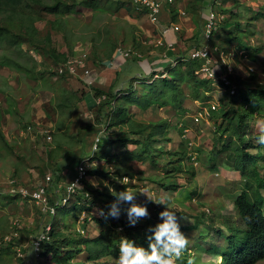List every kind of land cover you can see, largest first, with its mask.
<instances>
[{
  "label": "trees",
  "instance_id": "16d2710c",
  "mask_svg": "<svg viewBox=\"0 0 264 264\" xmlns=\"http://www.w3.org/2000/svg\"><path fill=\"white\" fill-rule=\"evenodd\" d=\"M77 2L78 0H72V2L70 0H53L52 2L45 0H0V43H7L9 46L14 47L16 56L20 55L19 58L28 59L22 55L23 44L26 43L32 55L29 58L31 61H37L36 55L39 54L41 57L51 58L55 64L63 63L77 51L74 50L75 43L69 47L70 49H59L54 45L53 33L56 30H61L67 36L68 32L63 28V18L69 14H74L73 8L77 5ZM81 2L93 10L91 21L119 12L124 8L129 11L140 10L132 0H82ZM206 2L208 5L216 1L202 0V4L197 10L198 12L204 10L205 6H207ZM167 7L172 12V21H179L180 11L178 7L173 4L167 5ZM142 10L146 12L145 9ZM220 10L225 14L227 13L224 8ZM232 10H230V13L234 14ZM259 13L261 14L260 11ZM49 15L54 17L51 16L52 18L49 19L47 17ZM39 21H45L46 25L50 26V29L44 34H42L40 27L37 25ZM236 23V31L229 29L228 33L230 34L222 41L218 28L214 34L213 42L217 38L215 43L230 51L233 45L227 47L225 44L231 45L236 39L239 45L241 44V48L238 50H244L241 58L245 61L249 60V57L254 60L256 52L261 50V46L254 48V46L245 42L237 33L242 31V24L239 20ZM222 29L226 30L224 26ZM201 30L200 23L199 32L196 31L193 35L196 43H199ZM94 32V35L90 38L92 46L88 53V60L92 61L93 59L92 62L96 66L107 59H111L119 48H130L134 53H140L141 56L138 54L129 56V58H133L134 62L143 61L145 59L143 57L147 56L151 51L150 46L141 39L138 33V26L134 23H129L127 27L121 26L116 30L104 24L95 29ZM161 48L165 52L164 54L162 53L163 57L165 55L166 60L167 58L172 60L170 62L166 61L164 67L160 68V70L154 69L148 74L139 72L138 76L133 74L132 78L122 86L121 82L123 80L120 79L119 74L117 76L118 84L111 85L106 90L94 88L96 89L95 98L102 95H105V97L96 103L98 107L97 122H88L86 131H91L95 125L103 124L105 130L99 131L97 129L101 136L97 141L96 148H99V143H104L112 144V148L115 150L111 156H108L106 153L109 147H104L101 155L102 157L106 155L105 161L123 162L126 167L132 166L129 162L136 161L137 164L143 165L146 163L156 169L159 168L164 175L157 179L154 177L151 179L161 184L163 183L167 189H177L178 183L176 179L178 174L185 175L187 181H191L196 177L195 168L199 165L201 154H204L211 161L208 166L209 169H217L215 173H221V165L239 171L243 180L241 184L243 185L244 182V187L234 199L236 218L234 216L233 218L238 219L241 225H238V223L232 224V221H234L232 218L224 217V223L228 222V224H231L229 228L233 232L228 237L227 249L220 252L219 249H215L217 246H210L206 250L222 256L221 263L223 264H255L259 260L264 259V195L262 193V190H264V144L257 143L260 132H254L252 122L257 117L264 118V81H254V79L259 74L263 77L264 71L259 70L257 67V71L250 73L252 74L250 83L253 84L244 83L239 75L229 74L237 86L236 92L231 93L229 88H227L222 90L220 96H217L219 90L212 80L201 77L196 71L202 64L201 59H191L180 49L175 52L170 48L165 49L164 46ZM3 55L5 57L9 56L6 53ZM150 55H152V51ZM153 57L155 59L159 58L157 55ZM3 62L10 63L11 66L8 68H15L14 70L16 71L23 70L25 75H31L35 79H38L37 74L46 73L45 69L37 70V67L32 70V68L26 67L16 58H0V65L7 67ZM174 62L176 63L173 64ZM33 63L37 64L36 62ZM24 69H31L32 72L27 71L29 72L27 73ZM48 72L52 77L58 75L56 70H49ZM64 75L59 74L58 76L63 77ZM137 86L141 87L137 88ZM117 87H119L118 90ZM187 99L198 100L202 107H209L210 114L207 118L208 121L205 123L212 124V135L210 136L212 144L211 149L208 151L199 147L194 137L188 136L189 126H186L184 122L177 124V128L181 140L185 142L187 149L184 147L185 150L171 151L162 148V144L159 143L165 144L172 140L168 136V122L165 120L157 122L138 120L132 110L133 106L142 111L149 109L151 106L161 109L171 107L179 111L177 115H184L188 113V108L185 106ZM212 104H215L214 108ZM15 110H18V106ZM161 140L163 142H160ZM124 148L126 150L120 154L119 152ZM251 149L256 150V152L251 151ZM194 154L198 163L193 160ZM186 158L189 159L193 166L184 165ZM63 169L60 167L56 170L55 175H52V184L49 186V202L56 208L54 213L43 211L32 199L31 195L25 196L20 191L12 192L10 188L0 191V198L2 199L0 208L10 203H15L14 201H19L18 198H22L28 200V202H33L45 215V221L43 218V220L39 221V229L44 223H51L50 240L42 243L41 264H111L109 260H103V258H109L111 255L119 256L118 245L124 236L135 240L138 245H142L145 248L148 247V237L154 234L150 228L154 227L149 225L146 226L147 228L140 225L129 227V222L126 219L120 217L116 219L109 216L108 220L105 221L98 215L99 209H103L105 214H107L110 211L111 204L114 202L117 205L125 203L118 201L113 192H101L100 188H96L97 186L91 191L89 187L91 184L88 185L86 179L85 188L79 189L77 193H71V196H68L66 186L60 192L57 186L62 181L67 182V176ZM140 172L144 173L145 170L142 169ZM127 173L117 168L115 171L113 168L110 171L105 169L100 171L87 167L88 176L90 174H101L103 176L109 175V178H112L106 184L105 189L116 185L118 190L123 191L127 188L128 183L126 185L118 183L116 178L121 181V178L127 176ZM75 174L76 169L73 175ZM15 182L16 185H23L18 183L17 180ZM116 182L118 184H115ZM33 186L35 187V185ZM53 189L55 191L52 192L54 194L52 196L51 190ZM86 190L89 191L90 195L85 194ZM66 196L69 199L63 204L61 200ZM96 204L99 207H95L94 205ZM60 208L64 210L70 209L73 213V218L67 220L65 211L59 216ZM163 210H165L163 207H159L157 215ZM206 212V209L205 211L203 210V213ZM48 217L51 219L47 220ZM203 217L201 221L208 219L209 213L203 215ZM12 221L10 229L2 235L0 244V256L2 257L7 253L16 252L14 241L22 242L21 233L14 240L9 242L4 240V236L13 230ZM93 222L97 223L99 231L97 235L91 236L89 229ZM21 230L22 228H20V232ZM28 232H30V228H28ZM28 249L29 246L25 248V251ZM17 257L20 264H27L25 263L27 256ZM76 257H78L77 260H75ZM187 260L189 259L186 258Z\"/></svg>",
  "mask_w": 264,
  "mask_h": 264
},
{
  "label": "rangeland",
  "instance_id": "374dc122",
  "mask_svg": "<svg viewBox=\"0 0 264 264\" xmlns=\"http://www.w3.org/2000/svg\"><path fill=\"white\" fill-rule=\"evenodd\" d=\"M45 1L52 2L53 0ZM81 1L82 0H78L77 5L73 8L74 14H69L65 18H63V28L68 32L67 36L61 30H56L53 33L54 45L57 46L59 49H70L69 47L75 43V51L78 50L81 46L86 47L87 50L90 51V48L92 46L90 38L94 35V30L98 27L107 24L109 27L116 30L119 29L121 26L127 27L129 23H134L138 26V33L140 34L141 39L146 42L148 46H150V50L152 51V55H150V51L147 56L143 57L145 59L141 62H134L133 58H131L129 65L127 66H130V68L132 69V74H135L134 76H138L139 72L142 74H148L154 69L160 70V68L164 67L166 61L170 62L172 60L170 58H167L166 60L165 55L163 57V54L165 53L164 49L161 48L163 45H156L158 39L164 37L162 34L163 29L167 26H170L173 22L172 12L167 6L164 8L158 23H153L148 13L144 12V10L142 9H140L141 11L139 9H137L138 11H129L127 8H124L119 12H114L110 15H105L102 18H96V20L93 19L91 21L92 14L94 12L91 8L86 7V5L83 4ZM215 1L216 9L220 10L221 8H224L227 10L226 19L219 25V36H221V41L230 34L228 33L229 29L234 32L236 31V21L239 20V22L242 24V27L245 28V31L242 28V31L237 33L244 39L245 42H247L251 46H254V48H258L261 46V50L256 52L255 59L252 60L249 57V60H247V62L253 63L254 65H256V67H258L259 70L264 71V0ZM70 2H72V0H70ZM201 2L202 0H176V2L173 4L174 6L178 7V9H183L187 12L185 15L178 17L179 21H177V23L180 26V30L176 31V33L179 42H176L175 40L168 41L176 43L174 48L175 52L179 51L180 49L187 54L188 51L192 48V46L196 44L194 40H191V36H193L196 31L199 32L200 23L202 28L201 31H203L206 16L210 10V3L207 5L206 2L207 6H205L204 10L198 12L197 10L199 9L200 4H202ZM230 10H232L234 14H231ZM259 11L261 12V14L259 13ZM51 16L52 15H49L47 17L49 19L54 17ZM46 24L47 23L45 21H39L37 24L40 27L42 34H44L45 32H47V30L50 29V26ZM223 26L226 28V30L222 29ZM199 36L200 41H203V32H201ZM192 39L194 38L192 37ZM225 45L227 47H231L233 45L231 47L232 50L230 51H232V60L233 62H235L234 66L235 68H237L236 75L241 76L240 78H242V81L244 83H250L252 81V74L248 72L244 63L245 61L240 58L237 55L236 50H234L240 49L241 44L239 45V42L235 39L231 45ZM166 48L167 45L165 49ZM15 52L16 51L14 47L9 46V44L7 43H0V58H16V60L20 61L26 67L32 68V70L35 67H37V70L45 69L46 73L37 74L38 79H35L31 75H25L23 73V70L16 71L14 70L15 68H8L11 66L8 62H3L4 65H7V67H3V65H0V99H2L0 107L5 108V110L11 107L13 113V116H9L8 112H5L8 118L7 126L5 128L13 130L18 126V120H20V124L25 126L28 131H31L33 135H37L36 143L31 145L34 148L37 145L35 151L27 150V152L22 153V155H20V157L16 159H14V155H11L14 154V149L12 150L13 152H9V156L5 154L3 156H0V188H4L5 186H7L8 183H10L11 180L14 178L20 184L27 185L29 187H34L33 185L44 180L47 174H55L54 172L56 171V169L54 167L57 165V163H61V165L64 164V166H68V170L65 173L67 175L66 180L70 181L68 179L72 174L71 169L76 167V160H82L86 158L89 166L92 163H95L97 165L95 169H98L100 171H104V169L106 171H110L111 168H113V170L115 171L117 168L123 172H128L127 176L130 177V181H128L129 183L127 184V188L131 189L134 193L137 194L135 201L136 203L146 204L145 201L147 199V196L145 194H140L142 191L153 199V196H155L156 200H166L167 195H165V193L159 194V192L157 191L158 186L152 187L151 185L153 184V182L150 181L152 177H154L155 179L162 177L164 175L162 170H160L159 168L156 169L151 165L146 164V170L149 173L145 175L140 172L142 164H137L136 161L130 167H126L125 163L123 162L115 163L113 161H105L106 155H104L105 157H102L101 155V152L103 151L104 147H109L106 153L108 156H111L115 152V150L112 148V144L99 143V148H96L98 142L95 140H98L97 137L101 136V134H99V131L105 130V126L103 124L97 126L95 125L94 128H97L99 131H94V129L89 133H87L86 131V126L88 125V122H97L96 117L98 114V107L95 102L96 89L94 88L96 87L106 90L110 83L113 81H110L111 77L108 81L104 83L96 82L93 86L86 85L84 82H82L83 80H72L71 78H68L72 76H65L64 78H61L62 82L60 83L58 79L57 81H53V77L48 72L49 70L54 71L58 67V64H55L51 58L41 57L39 54H37V61H31V59L29 58H31L32 55L28 50V45L26 43L23 44L22 55L26 56L28 59L19 58L20 55H18L17 57ZM146 52L148 51L146 50ZM4 53L8 54L9 56L5 57L3 55ZM76 53H78V51H76L74 54ZM155 55H157V57L159 58L155 59L153 57ZM92 61L89 60V66L95 69L96 67L94 65V62ZM33 62H36L37 64ZM24 70L26 72H32L31 69ZM106 72H103V74H109V69L108 72ZM132 74L126 71H122L121 79H124V84H126V82L132 78ZM111 75H113V71ZM17 78L19 79V81L17 80ZM9 79L10 81L14 79L12 84L9 82ZM263 79L264 76L262 77L259 74V76L257 75L254 81L263 82ZM115 84H118V82H115ZM63 86L67 90L71 88L75 89L69 90L72 94L65 98L64 103H73L70 104L71 106H68L66 109H63V106H58L61 100V96L64 97V95L60 93L64 91V89L61 88ZM140 87L141 86H137V88ZM1 89L4 90V92H7V94H12L11 98H8V102L5 101V94H3ZM35 90L36 93L34 92ZM221 92L222 91H218L217 96H220ZM20 96H22L23 98L22 105L20 107L21 110H18V112H16L15 108L18 104L17 101L14 100V98ZM29 97L32 98V101L33 98L36 97V100L34 101L37 102L36 116H34L38 120L36 121V123H34L33 120V109L31 106H29V103L26 100H29ZM50 99L51 103H49ZM185 102V106L186 108H188V113H185L184 115H177L179 111H176V109H173L171 107H169L168 109H161L156 106H151L149 109L142 111L139 110L136 106H133L132 110L136 114V118L138 120L150 122L165 120L168 122V136H170L172 140L170 142H166L165 144L159 143L162 144V148L171 151H181L183 149L185 150V148L187 149L185 142L181 140V136L177 128V124L184 122L186 123V126H189V129L187 131L188 136L194 137V140L199 144V147L203 148V150L205 151H208L211 149L212 144L210 138V136L212 135V124L205 123L203 122L204 120H202V122L198 124L194 123L192 116L196 110L200 109L199 103L197 102V100L193 99H187ZM30 103L32 104V102ZM49 107H51L50 111H48ZM47 114L49 116L54 114L59 120V122H55L52 141H48L46 137L41 133V131H43L44 129H50V126L47 125L46 122L53 123L51 119L47 118ZM67 121L69 128L64 125L67 123ZM263 121L264 118L262 117H257L254 119V121L252 122L254 132L261 133V130L264 129ZM28 125H32V127H27ZM0 131H2L1 128ZM160 142L163 141L161 140ZM18 143L19 139L17 138H14L8 142L7 140L1 139L0 152L4 153L2 150V147L4 145L14 146ZM29 143L32 144V142L30 141ZM24 144H27V142H23V144L20 145L24 146ZM125 150L126 149L124 148L119 153L122 154ZM251 151L256 152V150L254 149H251ZM83 155L86 157H82ZM68 157H70V159ZM80 157H82V159ZM14 160H18L17 164L14 163ZM210 163L211 161L207 159L204 154H201L199 165L196 168L194 167L197 172L196 177L191 181H187V177L185 175L183 177L181 176L183 181V184L179 187V191L181 192L178 193L177 190V193H171V195H173L175 199H180L182 197L186 201H189L192 198H196V203H194L193 201L195 209L190 208L188 206V203L186 204V208L184 207L185 204L179 205V201H173L176 202L178 206L176 208V205H172V210L180 211V213L177 212L178 222L180 223L181 229L188 239V247L184 251L183 256L191 258L186 261V263H184L182 259L178 260L177 262L179 264H189V262H191V264H223L221 263V256L217 255L215 252L210 253L208 255L207 252L209 250H206V247L211 245L213 247L217 246L215 247V249H219L220 252H223L225 249H227L228 237L233 233L229 228V225L231 224H228V222L224 223L225 220L223 218H220V210L223 211V213L231 214V216L227 217H230L234 220L232 221V224L238 223V225H241L238 219L233 218V216H235L236 218V209L233 203V194H235L233 193V191L235 190V188H231L230 190L232 192L222 197V200L224 201V206H221V209L216 207L215 201L217 199L215 197L217 196L213 192V189L217 187L218 184L225 182L228 183L226 178H235L236 175L232 172L234 169L221 165L220 167L223 168L224 172L225 170L229 171H226V175L224 172L220 173L219 175H215V171L217 169H209L208 166L210 165ZM184 165L193 166L187 158ZM17 166L18 168H16ZM14 168H16V171ZM156 170H159L160 173H156ZM109 177V175L103 176L101 174H90V176L87 178H89V182L91 184L89 186L91 188V191L94 189L95 186H97L96 188H100L101 192L108 191L111 193H118L120 190L116 188V185L112 186L109 189H105L106 184H108V182H110L112 179ZM116 180H118V183H121L122 181H120L118 178H116ZM168 180L170 179L168 178ZM176 181L178 180L176 179ZM117 182L115 184H118ZM240 184H235L236 187H240L238 191H241L244 187V182L242 186ZM61 185L63 186L59 187L60 192L66 186L65 181H62ZM146 189H148L149 191H147ZM201 192H204V195L200 194ZM262 193L264 195V190H262ZM213 198H215V201L212 200ZM18 199L19 201H14L15 203H10L9 205H5L0 208V244L2 235L10 229L11 221L13 219H20L23 226L20 232L22 238H20L22 241L20 243H22L25 248H27L28 246H30V240L40 230L38 227L39 221L43 219L45 221L46 218H44L45 215L33 202H28V200H24L22 198ZM1 200L2 199L0 198V202ZM199 201H201L202 204H197L199 203ZM153 204L156 203H152L150 205L147 204L150 213L149 216L140 219L136 225L146 227L147 225L154 226L157 224V220L155 219L158 218V215L157 210L155 209L156 206L154 207ZM94 206L99 207V205L97 204ZM130 206L131 204L129 202H125L121 205H118V208L120 209V218L126 219L128 221L127 209ZM161 207L164 206L162 205ZM204 207H208L210 209V218L201 221L204 218L203 215L208 214L207 212L203 213ZM64 211L67 220L73 218V213L70 209L64 210L60 208L58 215L60 216ZM193 212H200L201 214L203 213V215H194ZM179 217H182V219H179ZM212 218H217L219 220L210 221V219ZM50 219V217L47 218V220ZM162 219L163 218H161L160 220ZM160 220L158 219V221ZM197 221L199 229L192 231L191 229ZM28 228H30V232H28ZM71 229L73 230V228ZM150 230H152L154 233L155 227L150 228ZM98 231L99 230L97 223L93 222V225L89 229L90 235H97ZM235 232L237 231L235 230ZM189 248L192 250L193 254L188 252ZM26 251L29 252V249ZM17 256L18 255L16 252H13L12 254L7 253L3 257L0 256V264H20L19 258ZM77 259L78 257L75 258V260ZM103 260H109L111 264H117L118 257L115 255H111L109 256V258H103ZM255 264H264V259L259 260Z\"/></svg>",
  "mask_w": 264,
  "mask_h": 264
},
{
  "label": "built area",
  "instance_id": "2783aa9c",
  "mask_svg": "<svg viewBox=\"0 0 264 264\" xmlns=\"http://www.w3.org/2000/svg\"><path fill=\"white\" fill-rule=\"evenodd\" d=\"M133 3L138 6L140 9H145L148 13L151 21L153 23H158L159 18L167 4H174L176 0H132ZM180 17L186 14V11L179 9ZM225 13L216 10L214 7H211L206 21L204 23V41L200 45L192 47L187 54L191 59H201L202 64L196 70L201 77L210 78L212 82L217 86L219 91L226 90L229 88L231 93L236 92V84L230 78L229 74H235V62L232 60V51H226L218 43L213 42L214 34L219 26V23L225 18ZM180 30V26L177 22H172L170 26H167L163 29L162 34L164 37L158 39L157 46H165L167 48L174 49L175 44L169 34ZM177 42V41H176ZM124 57H129L134 54L130 48H119L118 49ZM244 53V50H239L237 55L241 58V55ZM136 54L140 55V53ZM87 55L88 52L85 49H81L78 54L70 56L64 63L59 65L58 72L66 73L69 75H89L92 73V69L87 65ZM174 62L173 64H175ZM246 68L249 73L257 71V67L251 63L245 62ZM264 76V73L262 74ZM158 76V75H156ZM223 82V83H222ZM200 104V103H199ZM212 107H215V104H212ZM210 114L208 106H201L200 109L196 111L193 115V118L196 122L201 120H208ZM48 132V130H44ZM47 138L51 139L52 135L48 132ZM193 160L195 163H198L196 160V155H193ZM87 167L88 162L86 159L80 160L76 166V174L71 178L66 185L68 196H71V193H77L79 189H83L86 186L85 179H87ZM218 174V172H216ZM127 177V176H125ZM123 177V178H125ZM129 180V178L127 177ZM16 180L12 179L8 183L6 188H10L12 192L20 191L23 195H31L32 199L42 208L43 211L47 213H54L56 211L55 206H53L50 200L49 186L52 182V174H47L43 181L38 182L35 187H27L25 185H16ZM5 188L1 187L0 191H3ZM86 195H90L89 191H85ZM63 197L62 203L64 204L69 197ZM13 230L7 233L4 236L5 242L14 240L15 237L20 236V228H22V222L20 219H13L12 221ZM52 225L47 222L44 223L41 229L35 234V236L30 240L29 252L25 251V246L20 242H15L14 248L17 252V255L20 257L27 256V264H41V250L42 243L44 241L50 240Z\"/></svg>",
  "mask_w": 264,
  "mask_h": 264
},
{
  "label": "crops",
  "instance_id": "0c3cea01",
  "mask_svg": "<svg viewBox=\"0 0 264 264\" xmlns=\"http://www.w3.org/2000/svg\"><path fill=\"white\" fill-rule=\"evenodd\" d=\"M167 5H170V4H167ZM166 5V6H167ZM201 32H203V31H201ZM200 32V33H201ZM174 35V36H173ZM175 36H177V33L176 32H173L172 34H169V38H171L172 40H175V41H177V42H179L178 40V36L177 37H175ZM191 37H193V36H191ZM195 39V38H194ZM194 39H192V40H194ZM190 41V40H189ZM195 42H196V40H195ZM199 42H200V40H199ZM84 47V46H83ZM84 49H87L86 47L84 48ZM37 56V59H38V55H36ZM132 58V57H131ZM131 58H126V57H124L122 54H121V52L118 50L114 55H113V57L111 58V59H107V60H105V61H103V62H101L98 66H96L95 64V69H93L92 68V73H90L89 75H79V76H72V77H68L69 79L71 78L72 80H83L82 82H84L86 85H88V86H93L96 82H102V83H104V82H106V81H108L109 80V78H110V81H112L111 83H110V85L109 86H111V85H114L115 84V82H119L118 80H117V76L120 74V79H121V73H122V71H126V72H128V73H131L132 74V69L130 68V66H127V65H129V63H130V61H131ZM108 69H109V74H107V75H104L103 74V72H108ZM112 71H113V75H111V73H112ZM106 72V73H107ZM101 73H102V75H101ZM138 73V72H137ZM59 75V74H58ZM58 75L57 76H54L53 78H52V80L53 81H57V79H58V81L61 83L62 81H61V78H64L65 76H71V75H64L63 77H58ZM131 76H133V74L131 75ZM73 77H75V78H73ZM17 80L19 81V79L17 78ZM123 80V81H122ZM122 82H121V86L122 85H124V79L122 78ZM8 81V80H7ZM13 81H14V79L13 80H11L10 81V79H9V82L12 84L13 83ZM108 86V87H109ZM120 86V87H121ZM61 88H63L64 89V91L63 92H60L62 95H64V97H62L61 96V100H60V102H59V104H58V106H63L62 108L63 109H66L68 106H71L70 104H73V103H70V104H68V103H64V101H65V98L67 97V96H69L70 94H72V93H70V91L69 90H75L74 88H71V89H66L64 86L63 87H61ZM79 88V87H78ZM96 88V87H95ZM118 88L119 87H117V90H118ZM2 90V89H1ZM2 92H3V94H5V101L6 102H8V98L10 97L11 98V96H12V94L10 93V94H7V92H4V90H2ZM35 93H36V90L34 91ZM14 100H16L17 101V106H18V110L20 111L21 110V105H22V100H23V98H22V96H20V97H16V98H14ZM27 100V102L29 103V106H31L32 107V109H33V111H32V115H33V120H34V123H36V121H38L34 116H36V111H37V102H34L35 100H36V97L35 98H33V101H32V98L31 97H29V100L28 99H26ZM1 101H2V99H0V103H1ZM30 102H32V104L30 103ZM95 102H97V99H96V101ZM49 103H51V99L49 100ZM50 109H51V107H49L48 108V111H50ZM18 110L16 111V112H18ZM52 111H53V109H52ZM64 111V110H63ZM5 112H8V114H9V116H13V113H12V109H11V107L10 108H8L7 110H5V108H1L0 107V128L2 129V131H0V140L1 139H3V140H7V142L8 141H11L12 139H14V138H17V139H19V143L18 144H16V145H14V146H12V145H4L3 147H2V150H3V152L4 153H1L0 152V156H3L4 154L5 155H7V156H9V152H11L13 149H14V154H11V155H14V159H16V158H19L20 157V155H22V153H25V152H27V150L28 151H35L36 150V147H37V145H36V147L34 148V147H32L31 145H33V144H35L36 143V137H37V135H33L32 134V132L31 131H28L27 130V128L25 127V126H23L22 124H20L21 122H19L20 120H18V126L16 127V128H14L13 130H10V129H6L5 127L7 126V116H6V114H5ZM47 116V118L48 119H51V121L53 122V123H51V122H46L47 123V125H49L50 126V131H51V133H52V131H53V133H52V136H53V134H54V125H55V122L57 123V122H59V120L57 119V116H55L54 114L53 115H46ZM90 121H95V120H90ZM67 124V125H66ZM66 124H64L67 128H69V126H68V121H67V123ZM28 127V126H27ZM94 129V131L96 130L97 131V128H93ZM92 129V130H93ZM91 130V131H92ZM91 131H89V132H91ZM89 132H87V133H89ZM69 135V134H68ZM100 137V136H99ZM98 138V137H97ZM31 139V140H30ZM53 139V138H52ZM52 139L51 140H48V141H52ZM29 141L30 142H32V144H30L29 143ZM95 141H97V140H95ZM23 142H27V144H24V146H21L20 144H23ZM31 146V147H30ZM25 147H26V150H25ZM27 148H29V149H27ZM13 152V151H12ZM75 154V153H74ZM82 157H86V156H82ZM82 157H80L81 159H82ZM69 159H70V157H68ZM88 158V157H87ZM18 161V160H17ZM17 161L16 160H14V163L15 164H17ZM80 162V159L79 160H76V162H75V164H76V166H77V164ZM135 161H131V162H129V164L130 165H133V163H134ZM75 164H74V166H75ZM145 165V166H144ZM62 166V168H64L63 169V172L65 173V172H67V170H68V166H64V164L63 165H61V163H57V165L54 167L56 170L58 169V168H60ZM88 166H89V164H88ZM141 170L143 169V170H145V172L143 173V174H145V175H147L149 172L146 170V163H144L143 165H141ZM16 168H18V166L16 167ZM16 168H14L15 169V171H16ZM76 168V167H75ZM75 168H72L71 169V172H72V174L70 175V178L68 179V180H71V178L73 177V173H75ZM90 168V167H89ZM221 168V167H220ZM152 171V170H151ZM157 172L156 173H160V171L159 170H156ZM229 171V170H225V172L223 171V168H221V173H225V175H226V173ZM56 172V171H55ZM54 172V173H55ZM236 176H235V178L233 179V178H226V180L228 181V183H220V184H218V186L217 187H215L214 189H213V192H214V194L217 196V197H215L217 200V202L215 201V198H213L212 200H214L215 201V203H216V207H218L219 209H221V206H224V201L222 200V197H224L225 195H227L228 193H230V192H232L230 189L231 188H235V190L233 191V193H235V194H233V200L236 198V196L240 193V191H238L239 189H240V187H236L235 186V184H240L241 183V181H242V179H241V176H240V173H239V171H236V170H233L232 171ZM66 174V173H65ZM55 175V174H54ZM67 176V175H66ZM69 176V175H68ZM182 175L181 174H178V177H177V183H178V187H177V189H167L166 188V186H164L163 185V183L161 184V183H159V182H156V181H153L152 179L150 180L151 182H153V184L151 185L152 187H154V186H158V192H159V194L161 193V194H163V193H165V195H167L166 196V200H165V202H167V203H170L171 204V206L172 205H176L175 207L177 208V206H178V204L180 205V204H185L184 205V207H186L187 208V203L189 204L188 206L190 207V208H192V209H195V207H194V204H193V201H194V203H196V200H194V198H192V199H190L189 201H186L185 199H183L182 197L180 198V199H175L174 198V196L173 195H171V193L172 194H174V193H177V190H178V193L179 192H181V191H179V187L183 184V181H182V177H181ZM176 178V177H175ZM233 179V180H232ZM93 181V180H92ZM234 181V182H233ZM69 181H65V184L66 183H68ZM87 183H88V185H90V182H89V178L87 179V181H86ZM94 183V182H93ZM34 185H36V184H34ZM241 186H242V184H240ZM62 185L61 184H59L57 187H61ZM147 191H149L148 189H146ZM53 191H55L54 189L53 190H51V194H52V192ZM57 191V190H56ZM238 191V192H237ZM200 194H203L204 195V192H201ZM54 194H52V196H53ZM206 195V194H205ZM201 196V195H200ZM154 197V199L156 200V197L155 196H153ZM192 197H193V194H192ZM235 197V198H234ZM160 199V198H159ZM158 200V199H157ZM146 201H147V204L148 205H150V204H152L153 202H149L148 201V198L146 199ZM146 201H145V203H146ZM173 201H179L178 202V204L176 203V202H173ZM211 202V201H210ZM197 204H202L201 203V201H199V203H197ZM154 205V207H155V209L156 210H158V208L159 207H161L162 205H156V204H153ZM218 205V206H217ZM164 207V209H165V205H163ZM206 207V206H205ZM204 207V208H205ZM176 208H174V209H176ZM156 210H154V211H156ZM205 211V210H204ZM176 212H179L180 213V211L179 210H177ZM220 212H221V216H220V218H224V217H227V216H230L231 214L230 213H223V211H221L220 210ZM193 214L194 215H198V214H201L200 212H193ZM177 215H178V213H177ZM199 216V215H198ZM210 218V217H209ZM208 218V219H209ZM234 218H235V216H234ZM158 219L160 220L161 219V217H159V215H158V218L157 219H155V220H157L156 221V223H158L159 221H158ZM211 221L213 220V221H218L219 219H217V218H212V219H210ZM154 222V221H153ZM152 222V223H153ZM155 223V222H154ZM198 223V221L196 222V224H195V227H193L191 230L193 231V230H197V229H199V225L197 224ZM151 226V225H150ZM211 245H209V246H207L206 247V249L207 248H209ZM207 252V251H206ZM207 254L209 255L210 254V252H207ZM218 255V254H217ZM220 256V255H219ZM221 260H222V256H221Z\"/></svg>",
  "mask_w": 264,
  "mask_h": 264
},
{
  "label": "clouds",
  "instance_id": "9594fccd",
  "mask_svg": "<svg viewBox=\"0 0 264 264\" xmlns=\"http://www.w3.org/2000/svg\"><path fill=\"white\" fill-rule=\"evenodd\" d=\"M215 3H210L209 4L210 8L211 7L215 8ZM216 10L221 11L219 9H216ZM207 15H208V13H207ZM225 18H226V16H225ZM221 22L219 23V25L221 24ZM218 28H219V26H218ZM218 28H217V30H218ZM203 41H200L201 43L200 42L196 43L192 47L202 44ZM216 41H217V39H216ZM216 41H214V42H216ZM84 48L85 47L81 46L77 50L78 53L80 52L81 49H84ZM85 50H87V49H85ZM234 50H236V52L239 51L238 49H234ZM241 50H243V49H241ZM189 51H188V53H189ZM87 52L89 53L88 50H87ZM78 53H76V54H78ZM134 54H136V53H134ZM70 56H72V55H70ZM245 62H247V61H245ZM61 64H59V65H61ZM251 64H253V63H251ZM59 65H58V67H59ZM87 65L89 66L88 55H87ZM58 67H57V69H58ZM57 69H56V71L58 74L69 75L66 73H59ZM81 74L82 73H80V76H81ZM71 76H79V75H71ZM104 97H105V95L97 97L96 103H98ZM197 102H198V100H197ZM199 108H200V104H199ZM196 111L193 113V115L196 113ZM192 119L195 123H201L202 122V120L200 122H196L194 120L193 116H192ZM207 121L208 120H205L204 122H207ZM28 127H32V125H28ZM44 130L41 131V133L46 137L47 140H51L53 138V136L51 139L47 138L48 132L52 135L51 131L49 129H46V130H48V132H44ZM99 138L100 137H98V139ZM257 143L264 144V129L261 130V133L257 138ZM84 159H86V158H84ZM89 167L92 169H95L97 167V165L95 163H92ZM215 175H219V172H218V174L215 173ZM123 177H125V176H123ZM123 177L121 178L122 179L121 183L126 185L127 183H129L128 181H130V177L127 176L129 178V180L127 179V177H125V178H123ZM87 179H86V181H87ZM6 187L7 186H5L4 188H6ZM113 194L116 195L118 201L129 202L131 204V206L127 209V217H128L129 227H134L140 219L149 216L150 213H149V209H148L147 204L136 203L135 201H136L137 194L134 193L131 189L125 188L123 191H120L118 193H113ZM140 194H145L147 196L149 202H153V203H156L158 205H165V210L159 212V217H161L163 219L160 220L154 226L149 225L150 227H155V231H154L153 236L148 237L149 243H148L147 248H145L142 245H138L135 242V240H133V239H130L126 236L122 237L120 242H119V245H118L119 256H118L117 264H179L177 261L181 260V259L183 260L184 263H186L187 257H184L183 253L188 247V239H187L185 233L182 231L180 223L178 222L177 212L172 210L171 204L165 202L163 199L154 200L152 197L148 196L143 191ZM194 196H196V195H194ZM194 200H196V198H194ZM203 209L204 210L206 209V211L208 213H210V210L208 207L203 208ZM98 215L100 217H102L105 221L108 220L109 216H111L112 218L119 219L120 209L118 208L117 203L114 202L111 204L110 211L107 214H105L103 209H99ZM209 217H210V214H209ZM179 219H182V217H179ZM120 228H122V227H120ZM188 252L193 254V252L190 248H189ZM187 259H191V258H187ZM189 264H191V262H189Z\"/></svg>",
  "mask_w": 264,
  "mask_h": 264
}]
</instances>
